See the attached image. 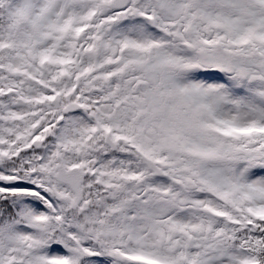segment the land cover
<instances>
[{"label": "snow or ice", "instance_id": "obj_1", "mask_svg": "<svg viewBox=\"0 0 264 264\" xmlns=\"http://www.w3.org/2000/svg\"><path fill=\"white\" fill-rule=\"evenodd\" d=\"M0 264H264V0H0Z\"/></svg>", "mask_w": 264, "mask_h": 264}]
</instances>
